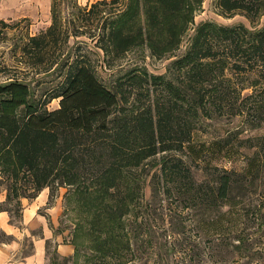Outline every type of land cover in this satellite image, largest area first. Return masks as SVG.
<instances>
[{
    "label": "trees",
    "instance_id": "trees-1",
    "mask_svg": "<svg viewBox=\"0 0 264 264\" xmlns=\"http://www.w3.org/2000/svg\"><path fill=\"white\" fill-rule=\"evenodd\" d=\"M61 2L51 0L50 23L33 34L25 29L0 65L7 73L0 80V210L14 220L22 197L48 187L49 203L53 188L74 186L75 225L86 226L100 264H133L150 233L142 195L156 166L154 191L179 200L170 231L196 264H264V132L240 136L239 127L208 143L193 140L204 117L264 125V21L257 24L264 0H217L223 14L240 12L250 26L201 21L181 53L202 0ZM80 35L108 62L140 46L171 59L163 73L134 67L110 88L97 76L92 46L74 40ZM41 72L54 75L38 93L31 84ZM56 97L58 106L48 108ZM215 151L241 155L242 166L213 163L207 155ZM191 164L207 179H196Z\"/></svg>",
    "mask_w": 264,
    "mask_h": 264
},
{
    "label": "rangeland",
    "instance_id": "rangeland-1",
    "mask_svg": "<svg viewBox=\"0 0 264 264\" xmlns=\"http://www.w3.org/2000/svg\"><path fill=\"white\" fill-rule=\"evenodd\" d=\"M77 1L80 4H85L94 0ZM50 2L51 0H0V65L3 62H8L10 47L25 32V29L33 34L50 23ZM64 2L66 0H62V6H64ZM65 12H67L66 9ZM205 20L227 25L242 22L250 26V21L242 13L235 12L231 15H225L220 11L217 0H202L194 12L193 23L183 35L181 45L176 53H181L185 49L194 26ZM263 21L264 13L257 24L260 25ZM9 24H12V27L8 26ZM74 40L82 45L87 43V47L93 44L84 35H80ZM90 50L91 57L96 64L98 78L110 88L114 86L119 75L134 67L144 66L149 72L163 73L171 59L152 55L149 49L140 46L133 47L113 62H108L102 59L100 49L92 46ZM6 74V71L0 70V80L5 79ZM31 75L32 73H29V76ZM53 75L54 73L51 75L42 72L36 73L33 76L34 80L31 86L40 93L49 86ZM58 100V97L52 98L47 103L48 108L57 107ZM242 127L244 125L238 115L230 118L226 115L204 117L197 125L193 140L196 145L202 140L208 143L210 140L225 136L237 128L242 130L240 136L264 132V125L254 129ZM207 156L209 160L210 157L215 158L213 163L227 168L231 166L239 168L243 164V158L239 154L233 159L221 156L216 151ZM202 164L201 162L200 165ZM200 165L191 164V170L196 179L206 180L207 171L202 169ZM155 168L156 166L150 168L145 176L142 195L144 203L142 208L145 211L143 214H146V210L149 212L147 221L150 233L145 230L144 235L139 240L142 244L136 250L133 264H196L197 255L192 253V249L185 252V242L178 238L180 234H172L170 231L172 230L171 227L177 223L176 215L171 212L173 210L180 211L179 200L175 196H167L162 188L154 191L151 175ZM73 187L59 186L53 188L51 202L48 203V198L45 199L32 213L25 211V209L34 197H22L21 216L17 219H11L8 211L4 210L8 214L6 219L10 225L8 227L12 230H7L3 225H0V253L16 260V264H28L27 258L36 254V242L41 240L44 245V261L41 262L43 264H100L99 253L89 245L86 226H83L84 229H79L75 225L79 219L77 207L79 193L74 191ZM0 189L2 190V187ZM4 193L5 190H2L1 199L4 197ZM24 212L27 216L29 215L28 221L24 219ZM185 223L187 227L190 225L187 220ZM188 235H190V243L195 244L199 237L194 234V230H190ZM58 239L60 242L70 245L72 248L70 253L58 251Z\"/></svg>",
    "mask_w": 264,
    "mask_h": 264
},
{
    "label": "crops",
    "instance_id": "crops-1",
    "mask_svg": "<svg viewBox=\"0 0 264 264\" xmlns=\"http://www.w3.org/2000/svg\"><path fill=\"white\" fill-rule=\"evenodd\" d=\"M48 187H43L40 192L28 203V207H26L25 211H28L29 213L35 212L36 208L42 201L48 198ZM5 212V213H4ZM24 219L25 221H28L29 215L27 216L26 212H24ZM6 211L1 210L0 211V225H3L7 230H12L8 226H10L7 222V216ZM4 223V224H3ZM59 241V239H58ZM57 249L60 253H70L72 248H70V245L62 242H58ZM8 255V254H7ZM28 264H40L44 261V245L43 242L37 241L36 242V254L29 256L27 258ZM16 260H13L12 258H8L6 255L0 253V264H16ZM43 264V263H41Z\"/></svg>",
    "mask_w": 264,
    "mask_h": 264
}]
</instances>
